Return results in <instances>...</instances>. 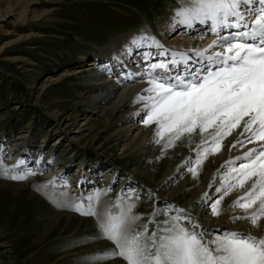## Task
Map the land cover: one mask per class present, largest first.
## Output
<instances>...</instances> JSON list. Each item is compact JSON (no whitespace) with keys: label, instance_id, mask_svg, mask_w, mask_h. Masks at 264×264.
I'll return each mask as SVG.
<instances>
[{"label":"rangeland","instance_id":"rangeland-1","mask_svg":"<svg viewBox=\"0 0 264 264\" xmlns=\"http://www.w3.org/2000/svg\"><path fill=\"white\" fill-rule=\"evenodd\" d=\"M191 6V0H0V264H126L118 256L94 258L115 249L102 236L100 220L107 214L119 215L129 204L135 205L132 214L140 218L130 225L132 232L143 231L146 225L149 235L163 234L159 230L170 227L179 215L183 227L191 231L197 225L196 232L209 236L205 240L232 231L258 237L250 230L233 229L234 223L249 220L233 219L245 213L231 211L240 209L233 202L251 188L255 177L247 180L243 191L236 187L222 199L217 191L229 181L235 183L231 170L246 163L237 158L257 147L241 135L243 121L233 129L238 131L231 134L230 151L217 157L228 134L220 140L219 150L207 154L199 165V146L202 140L211 141L215 129L184 133L169 146L172 134L162 131L157 136L156 124L147 132L151 137L145 151L135 147L122 153L108 137L101 109L83 87L95 67L85 66L87 61L97 57L102 64L112 42L139 36L162 43L163 19ZM109 105L105 101L102 109ZM58 132L63 133L59 138ZM24 137L28 152L56 157L47 166L55 174L43 178L47 168L34 174L19 153L12 155L18 156L15 162L8 161V147ZM78 166L87 170L89 191L82 196L67 186L77 177ZM187 175L190 183L167 197ZM217 199L219 215L230 219L223 226H203L202 215L206 209L212 213ZM78 205L80 211L75 210ZM90 205L95 215L84 214ZM258 228L264 237V219Z\"/></svg>","mask_w":264,"mask_h":264},{"label":"snow or ice","instance_id":"snow-or-ice-1","mask_svg":"<svg viewBox=\"0 0 264 264\" xmlns=\"http://www.w3.org/2000/svg\"><path fill=\"white\" fill-rule=\"evenodd\" d=\"M247 3L250 0H191V7L178 10L179 22L185 24L211 20L213 31L221 27L244 28L245 31L234 33L231 38H222L219 41L222 51L210 57H205V53L218 41H213L208 49L196 51L195 55L217 65L215 70H208L204 75L197 72L175 77L158 76L153 74L155 70L167 72V63L161 61L150 65V86L144 90L148 95H138L136 102L145 104L147 118L144 124L147 126L155 122L158 125L157 136H161L162 131L172 134L169 146L184 133L197 129L205 133L210 128L215 129L210 142L202 140L197 165L207 154L218 151L220 140L240 127L243 121L241 135L246 136L248 143H257V147L237 158L246 163L231 170L235 174L232 177L235 183L229 181L226 188L217 191L222 192V199L234 188H243L247 180L255 177L251 188L233 202V207L241 208L245 215L233 219H247L258 227L259 221L264 219V8L255 14L249 25L240 10L241 5ZM154 44L162 47L158 42L154 41ZM179 55L187 58L185 53ZM189 170L196 175L194 169ZM220 199L211 205L213 215L220 214ZM134 207V204H129L119 215L107 214L100 220L102 236L110 240L115 249L94 259L118 256L126 264H264V237L232 231L205 240L204 233L195 231L197 225L194 224L191 231L183 227L179 223L183 218L179 215L172 218L170 227L159 230L163 234L152 232L149 235L146 225L143 231L132 232L130 225L140 219L132 214ZM75 210L80 211L81 206H76ZM84 214L96 213L90 205Z\"/></svg>","mask_w":264,"mask_h":264},{"label":"bare ground","instance_id":"bare-ground-1","mask_svg":"<svg viewBox=\"0 0 264 264\" xmlns=\"http://www.w3.org/2000/svg\"><path fill=\"white\" fill-rule=\"evenodd\" d=\"M262 8H264V3H261V0H250V3L242 4L240 10L245 15V22L251 25L255 18V14ZM177 12L178 10H173L165 17V19H163L164 24L162 32L164 40L162 43L158 42L162 47L155 46L154 41L157 42L156 38L130 36L124 40L112 42L104 53L103 58L105 59L103 60L102 64H99V60L95 56L96 58L87 61L85 65L87 67L95 66L92 70L86 69L91 71H89V75L85 78L87 80V83H85L83 86L85 93L89 94L91 99H93L92 104L98 105V109L100 108L102 110L99 112H102L101 119L104 120V127H107L110 131V136L108 137L109 139L112 138L115 141V145L119 147V150H121L122 153L135 147H138V149L140 148V153L145 151L146 146L149 145L148 139L151 137L150 136L148 138L147 132L149 129L156 126L155 122L150 123L147 126L144 124V120L147 118L145 104L143 102H136L137 94L145 96L148 95V93L144 92V90L150 86L148 83L150 78L149 72L152 71L150 69V65L159 63L161 61L167 63V72H165L163 69L155 70L153 74L158 76L175 77L177 75L183 76L188 75L189 73L194 74L197 72H199L200 75H204L206 74V71L215 70L217 67L216 64L205 57H210L215 52L222 51L219 41H221L224 37L231 38L234 33L245 31L244 28L236 27H221L217 29V31H213L211 20H206L203 22L196 20L190 25L185 24L179 22ZM213 41H218L217 45L212 49H208V45L212 44ZM247 42L251 43L252 41L248 40ZM204 49H208V51L205 53V57L195 55L197 50ZM161 52L166 54L159 55ZM180 53H185L187 58H182L179 55ZM173 61H175V63H173ZM101 90L102 93L104 90L102 95H100ZM117 91L119 92L116 95L115 93ZM105 101H108L110 104L108 109H102L104 108L102 107V104ZM107 112H109L110 117H106ZM58 113L59 112L56 111L55 115ZM113 117L117 118L113 121V119L111 120ZM126 122L128 125H125ZM235 131H231L230 134L224 138L226 147L219 151L217 157L220 155L224 157L226 153L230 151L229 147L232 145V138L234 136L231 134H234ZM59 132L58 138L61 134H63ZM126 136L128 138H125ZM28 143V139L24 137L20 140V142L13 143V145L8 147V161L15 162L16 158L20 156V159L24 165L31 167V170L34 172V174L42 173V168H47L46 173H43V178H48L55 174L54 169L51 166V168L47 166L49 165V162H52L56 157L45 154L43 155L41 153L36 154L33 152H28ZM246 146H243L238 150ZM14 153H19L20 155L12 157ZM94 167L96 168V166ZM95 168L93 169L95 170ZM56 169H59V167L55 168V170ZM109 171L110 169L107 172ZM86 175L87 170L81 166H78L75 172V176L77 177L69 181L67 184L71 193L75 194L76 196H82L89 191L85 187ZM197 178L198 177L195 179ZM95 181L96 182H94V185L97 186L99 183L97 180ZM189 183L190 181L188 180V175L182 177L179 183L173 187L166 194V196L171 198L174 197L177 195V192H180L183 189L184 185ZM201 187H204V185ZM245 187L246 184H244V187L241 188L240 191H243ZM195 191L196 189L192 191L191 195H193ZM235 193L236 192H233L231 196L235 195ZM231 211L244 212L241 208L231 209ZM66 218H70V216L66 215ZM201 218L203 221V226H209L210 224L223 226L228 222L230 216L213 215L206 209V213H204ZM186 224V226H192L190 222H186ZM232 228H243L245 230H250L252 235L254 234L258 237H261L263 234V230L259 229L258 227H254L250 221H246L244 224L234 223ZM205 238H209V236H206Z\"/></svg>","mask_w":264,"mask_h":264}]
</instances>
